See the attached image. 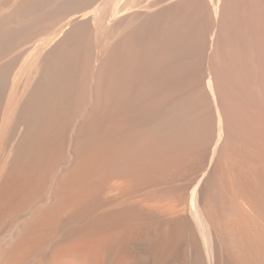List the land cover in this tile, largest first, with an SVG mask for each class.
Returning <instances> with one entry per match:
<instances>
[{"label": "bare ground", "instance_id": "bare-ground-1", "mask_svg": "<svg viewBox=\"0 0 264 264\" xmlns=\"http://www.w3.org/2000/svg\"><path fill=\"white\" fill-rule=\"evenodd\" d=\"M0 264H264V0H0Z\"/></svg>", "mask_w": 264, "mask_h": 264}]
</instances>
